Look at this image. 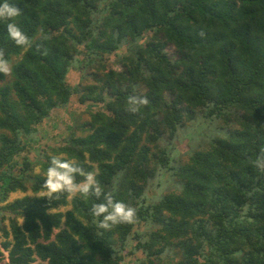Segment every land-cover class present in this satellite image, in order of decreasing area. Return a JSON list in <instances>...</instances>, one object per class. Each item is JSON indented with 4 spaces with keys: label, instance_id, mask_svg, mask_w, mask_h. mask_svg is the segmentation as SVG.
<instances>
[{
    "label": "trees",
    "instance_id": "1",
    "mask_svg": "<svg viewBox=\"0 0 264 264\" xmlns=\"http://www.w3.org/2000/svg\"><path fill=\"white\" fill-rule=\"evenodd\" d=\"M8 2L31 45L0 24L12 68L0 73V261L264 264V0ZM73 95L103 107L41 161L20 162ZM133 96L148 103L132 112ZM61 153L134 207L135 221L100 229L94 198L44 197L47 161Z\"/></svg>",
    "mask_w": 264,
    "mask_h": 264
},
{
    "label": "clouds",
    "instance_id": "2",
    "mask_svg": "<svg viewBox=\"0 0 264 264\" xmlns=\"http://www.w3.org/2000/svg\"><path fill=\"white\" fill-rule=\"evenodd\" d=\"M21 15L22 12L18 7L10 4L8 0H0V24L4 25L7 37L16 46L27 48L31 45V41L17 23ZM11 71V65L0 58V73L9 74ZM126 103L130 111L136 112L148 101L133 96L129 97ZM36 171L39 173L40 169L37 168ZM43 176V187L46 189L42 193L44 197L53 199L57 197V194L68 193L78 195L85 200L94 198L89 212L100 229L107 230L117 224L135 221L137 210L115 199L113 193L105 192L96 174L85 171L75 158H67L63 153L50 156ZM77 177L81 179L78 180Z\"/></svg>",
    "mask_w": 264,
    "mask_h": 264
},
{
    "label": "rangeland",
    "instance_id": "3",
    "mask_svg": "<svg viewBox=\"0 0 264 264\" xmlns=\"http://www.w3.org/2000/svg\"><path fill=\"white\" fill-rule=\"evenodd\" d=\"M165 51L167 55L171 57V59L175 58L174 49L172 46L166 47ZM122 53L123 51L120 50L116 55L119 56ZM116 55L112 54L106 58L107 65L112 69H120L121 67L118 63V57ZM79 80L80 73L76 69L70 70L67 75V83L70 86H75L79 83ZM3 84L4 82L0 81V87L3 86ZM102 107V104L93 105L90 102L79 104L77 102L76 96L73 95L66 108L53 111L51 117L38 126L39 135L37 140L28 142V144L25 146V149L17 157V159L21 162L22 158L27 157L33 162L41 161L43 159L42 155L44 153H48L51 149L63 145L64 139L69 133V128L72 126L78 127L77 125H80L85 120H87L86 113L88 110L98 111ZM182 141V144H180L178 148L180 151H186L187 142L185 136H182ZM37 168L38 167H36V169ZM21 196H23L22 193H13L9 196V201ZM61 210L64 211L65 209ZM133 259L134 258L131 256H125L124 260L119 264H132ZM0 264H3V262L0 261Z\"/></svg>",
    "mask_w": 264,
    "mask_h": 264
}]
</instances>
